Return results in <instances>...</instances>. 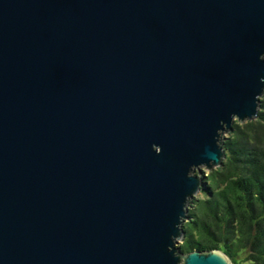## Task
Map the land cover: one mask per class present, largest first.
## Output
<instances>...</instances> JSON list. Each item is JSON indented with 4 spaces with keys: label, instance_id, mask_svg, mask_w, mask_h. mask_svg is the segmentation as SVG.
<instances>
[{
    "label": "water",
    "instance_id": "water-1",
    "mask_svg": "<svg viewBox=\"0 0 264 264\" xmlns=\"http://www.w3.org/2000/svg\"><path fill=\"white\" fill-rule=\"evenodd\" d=\"M263 96L264 0H0V264H234L177 245Z\"/></svg>",
    "mask_w": 264,
    "mask_h": 264
},
{
    "label": "trees",
    "instance_id": "trees-1",
    "mask_svg": "<svg viewBox=\"0 0 264 264\" xmlns=\"http://www.w3.org/2000/svg\"><path fill=\"white\" fill-rule=\"evenodd\" d=\"M224 159L188 202L183 253L220 250L234 264H264V96L256 117L223 136Z\"/></svg>",
    "mask_w": 264,
    "mask_h": 264
},
{
    "label": "rangeland",
    "instance_id": "rangeland-1",
    "mask_svg": "<svg viewBox=\"0 0 264 264\" xmlns=\"http://www.w3.org/2000/svg\"><path fill=\"white\" fill-rule=\"evenodd\" d=\"M226 135V134H225ZM224 135V136H225ZM223 137V136H222ZM202 169V172L205 173V174H208L209 172L206 171L203 167L201 168ZM182 243V241L179 242V244L177 245V247Z\"/></svg>",
    "mask_w": 264,
    "mask_h": 264
}]
</instances>
